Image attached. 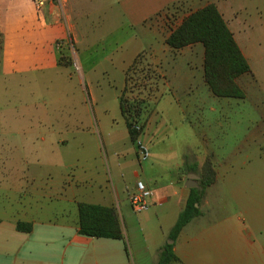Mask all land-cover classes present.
Here are the masks:
<instances>
[{"label":"crops","instance_id":"0c3cea01","mask_svg":"<svg viewBox=\"0 0 264 264\" xmlns=\"http://www.w3.org/2000/svg\"><path fill=\"white\" fill-rule=\"evenodd\" d=\"M65 1L63 16L56 0H49L42 13L36 10L32 0H0V61L4 59L7 66L22 61L29 66L33 63L55 68L63 61L73 62L74 58L80 63H75L76 66L86 67L91 73L104 61H113V58L105 55L97 62H84V54L78 51L123 47L128 51L118 59L126 76L123 92L127 85V71L141 50L148 48L151 65L160 67L169 53H191L203 47L199 43L173 50L166 40L186 17L212 3L220 11L251 67L250 73L239 78L246 98L245 86L256 82L258 76L252 62L257 66L264 62V0ZM203 83L199 94L202 99L207 92L213 95L206 90L204 78ZM261 112L262 118L257 122V128H252L246 142H257L264 156V110ZM41 127L36 126L34 130L27 124L14 125L18 134L28 133L26 137H29L30 146L35 145L32 141L36 139L40 143L37 145L40 150H30L26 154L27 161L45 164L43 167L47 168L58 160L63 162L61 153H71L69 148H72L62 139L42 137ZM34 131L36 133H32ZM61 144L66 150L59 148ZM95 146L99 150V144ZM77 147V151H72V163L66 167L80 168L79 172L57 173L46 178L36 169L26 174L25 184L13 187V193L24 191L31 198L21 214L0 217V264H159L169 246H173L180 264H257L254 260L257 240L252 230L246 225L242 230L245 239L239 240L238 226L231 220L234 217L232 208L226 202H219L221 199L217 195L221 191L218 188L220 168L227 169L237 163V149L228 156L210 153L201 161L195 157L187 158L184 170L176 174L166 173L161 178L149 175L146 170L109 178L103 161L100 164L94 155L92 145L81 143ZM208 157L215 166L217 180L204 191L199 205L200 215L183 228L176 240H172V229L192 190L185 186L188 177L191 174L198 177V186L193 189L200 192L201 175L196 173L202 171ZM19 161L23 163L24 160ZM194 168L197 171L191 172ZM11 179L13 184L15 180L19 184L23 177L12 174ZM138 181H144L153 191L150 208L141 212L145 213L142 216L132 214L128 199L136 190ZM79 203L117 209L122 227L123 223L126 226L123 227L124 238H96L81 234ZM19 223L32 225L31 230L20 231ZM257 244L264 254V243Z\"/></svg>","mask_w":264,"mask_h":264},{"label":"rangeland","instance_id":"374dc122","mask_svg":"<svg viewBox=\"0 0 264 264\" xmlns=\"http://www.w3.org/2000/svg\"><path fill=\"white\" fill-rule=\"evenodd\" d=\"M78 53L84 54V62H97L105 55H110L113 61H104L91 73L86 67L77 68L75 63H80L74 58L73 62L63 61L55 68L33 63L29 66L22 61L7 66L4 59L0 61V217L21 214L24 210L31 196L24 191L13 193L12 189L26 183V174L37 169L47 178L57 173L79 172L80 168L66 165L72 163V151H77L81 143L93 146L94 155L100 164L103 161L109 178L144 170L161 178L166 173L184 170L187 158L201 161L210 153L228 156L237 149V163L220 168L219 202L231 206L234 213L231 220L236 221L239 240L245 239L242 230L247 225L257 243H264V156L257 142H246L264 110V62L258 66L252 62L254 72L258 73L256 82L246 85L240 81L246 85V99L221 98L208 92L202 99L199 98L204 78L202 46L191 53H169L160 67L151 65L148 48L141 50L138 63L126 74L129 79L126 96L146 101L144 121L150 114L139 138L150 151V157L143 161L120 108L126 76L118 59L128 51L109 46ZM205 88L210 90L206 82ZM17 124L30 125L34 130L42 126V137L67 141L71 153H61L63 162L58 160L47 168L43 167L45 164L27 161L26 154L40 150L37 146L40 143L33 138L35 145L30 146L28 133L15 131ZM201 173L200 170L196 175ZM12 174L23 177L19 184L18 180L13 184ZM110 183L112 186L111 180ZM131 210L133 215L145 214L134 212L132 207ZM257 243L254 260L264 264V254Z\"/></svg>","mask_w":264,"mask_h":264},{"label":"trees","instance_id":"16d2710c","mask_svg":"<svg viewBox=\"0 0 264 264\" xmlns=\"http://www.w3.org/2000/svg\"><path fill=\"white\" fill-rule=\"evenodd\" d=\"M173 50H180L195 44L204 47V79L216 97L245 99L246 92L239 83V78L251 72V67L239 47L233 33L215 4H208L191 13L166 40ZM141 54L132 66L139 61ZM131 66V67H132ZM128 69V71L131 69ZM129 82L127 76V83ZM127 88L120 97V108L129 129L133 142H137L148 124V117L143 118L146 101L139 98H127ZM147 116V115H146ZM139 127V130L135 127ZM194 168L191 172H196ZM199 192L190 190L185 209L171 232L172 240H176L183 228L200 215L199 205L204 191L217 180L215 166L210 157L201 171ZM80 233L96 238L123 239V227L117 209L102 205L79 203ZM32 225L19 223L20 231H30ZM159 264H180V259L173 252V246L166 248Z\"/></svg>","mask_w":264,"mask_h":264},{"label":"built area","instance_id":"2783aa9c","mask_svg":"<svg viewBox=\"0 0 264 264\" xmlns=\"http://www.w3.org/2000/svg\"><path fill=\"white\" fill-rule=\"evenodd\" d=\"M57 4L60 7L61 13L65 16V0H56ZM34 3L36 10L39 13L43 12V9L46 7L49 0H32ZM76 66V65H75ZM79 68L78 66H76ZM135 129L139 130V127H135ZM139 156L140 159L146 161L150 157L149 148L143 144L140 140L137 141ZM153 197V191L147 187L145 182L138 181L136 184V190L129 195V202L134 212L141 213L145 212L150 208V199Z\"/></svg>","mask_w":264,"mask_h":264},{"label":"water","instance_id":"95a60500","mask_svg":"<svg viewBox=\"0 0 264 264\" xmlns=\"http://www.w3.org/2000/svg\"><path fill=\"white\" fill-rule=\"evenodd\" d=\"M198 179L197 176H195L194 174H191L189 177H188V180H187V183H186V189L187 190H190V189H193L195 187L198 186L196 180Z\"/></svg>","mask_w":264,"mask_h":264}]
</instances>
